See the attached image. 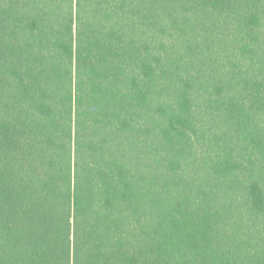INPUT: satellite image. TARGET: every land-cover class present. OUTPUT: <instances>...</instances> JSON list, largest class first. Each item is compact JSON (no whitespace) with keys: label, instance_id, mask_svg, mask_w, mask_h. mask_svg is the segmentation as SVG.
I'll use <instances>...</instances> for the list:
<instances>
[{"label":"trees","instance_id":"16d2710c","mask_svg":"<svg viewBox=\"0 0 264 264\" xmlns=\"http://www.w3.org/2000/svg\"><path fill=\"white\" fill-rule=\"evenodd\" d=\"M0 264H264V0H0Z\"/></svg>","mask_w":264,"mask_h":264}]
</instances>
